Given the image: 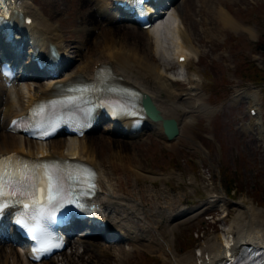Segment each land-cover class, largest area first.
<instances>
[{
  "label": "rangeland",
  "instance_id": "1",
  "mask_svg": "<svg viewBox=\"0 0 264 264\" xmlns=\"http://www.w3.org/2000/svg\"><path fill=\"white\" fill-rule=\"evenodd\" d=\"M207 1L182 0L174 10L182 17L192 40L188 67H179L177 62L175 53L182 46L177 43L179 41L167 44V52L162 57L155 53L149 35L139 34L138 30L134 33L136 41L142 43V49L164 68V75L176 81L184 94L190 89L188 79L192 77L193 85L201 94V102L210 112L208 115L193 114L175 149L152 131L133 142L131 147L136 150L138 162L147 168L148 175L156 178L153 181L136 179L138 185L180 196L182 204L179 208L202 206L197 214L178 221L175 236L162 227L163 235L172 240L171 246H175L180 255L194 253L200 256L199 248L211 239L226 241L234 219L240 214L245 216L243 204L251 202L264 209V85L259 87L249 81L255 77L256 66L264 67V55L258 50L264 45V0ZM78 2H31L36 13L48 16L61 29L67 52L76 59L74 69L80 62L78 54L85 52L82 49L77 52L79 38L85 35L81 28L82 12L92 11L90 6L87 11H81ZM222 9L230 14L236 28L224 25L218 18L217 13ZM55 12L60 14L57 21L51 16ZM139 35L143 37L140 40ZM96 39L100 41L99 37ZM98 53L95 48L91 55L98 56ZM245 87L256 89L259 119L249 115V100H232L236 89ZM257 122L261 124L260 128ZM94 137L116 140L107 132L94 134ZM94 244L105 250H130L129 262L123 264H173L169 253L165 252L163 256L148 252L144 247L134 251L128 240L120 244L104 241H94ZM72 253L89 258L83 248L76 245L58 256L56 263L62 264L61 258Z\"/></svg>",
  "mask_w": 264,
  "mask_h": 264
},
{
  "label": "bare ground",
  "instance_id": "2",
  "mask_svg": "<svg viewBox=\"0 0 264 264\" xmlns=\"http://www.w3.org/2000/svg\"><path fill=\"white\" fill-rule=\"evenodd\" d=\"M13 1H15L13 2L15 6L12 7H17L23 11L27 10L33 17L32 25L26 26L27 31L34 33L32 41H38L42 47H48L52 43L60 48L59 45L64 40L61 29L55 26V22L48 16L36 13L29 1ZM78 3L77 6L81 11L84 9L87 11L89 6L90 8L93 6L95 13L99 16L98 18H101V15H106L110 17L109 21H118L119 19L111 0H79ZM16 11L8 9L4 10V13L9 15ZM82 13L81 28L85 35L84 38L80 36L77 49L78 51L82 49L85 52L79 53L80 62L71 73L72 75L63 76L62 81L92 80L97 78L100 67L111 68L122 83L135 87L141 90L143 94L151 97L164 117L175 118L179 121L180 134L174 140L167 142L172 149H175L182 140L186 127L194 116L193 114L202 108L205 109L201 103L200 93L196 89L190 88L184 94L183 90L178 89L176 81L164 75V68L154 59H151L150 54L148 55L145 49H142V43L136 41L134 36L136 30L127 26L106 28L101 26V22L95 17L93 11ZM167 14L165 21L155 25L149 32L154 44V51L157 55L164 57L167 52V44L179 41L177 43H181L182 47H178L175 54L177 58L181 56L187 58L185 62L179 63V67H188L190 65V51L193 50L192 41L182 17L173 11H168ZM217 14L224 25L236 28L232 17L225 9L218 11ZM59 15L58 12L51 13L55 21L59 20ZM126 18L127 16L123 22ZM141 32L138 31L137 33L140 34ZM139 36V40L143 38L142 35ZM97 37L100 38V41L96 39ZM94 47L99 50L98 56L91 55ZM191 81L192 79H190ZM30 86L27 85L28 97L26 101L23 92L17 91L21 110H27L32 101L39 98L36 96L40 91L45 94L43 98L52 93L50 85H43L38 90L34 88L33 90ZM5 91L8 95L10 94V90H6L4 85L0 84L1 109L3 107L2 96H4ZM5 96L7 97V94ZM233 99H241L239 93L235 94ZM8 100L7 105H4L2 110L7 122L17 115L14 109L15 101L11 100V95ZM7 109L10 110L8 116L5 115ZM150 122L149 124L155 134L160 135L161 138L164 137L162 123ZM129 125L131 126V122ZM3 129L4 127L0 125V153L19 151L35 156H43L49 153L51 158L57 156L62 159H77L97 168L101 185V194L97 201H99L104 212L100 216L107 223L106 226H109L114 232L125 230L120 225L130 229L131 240L129 242L134 251H139L144 247L148 252H158L163 256L166 252L169 253L173 264H215L226 259V257H230L231 252L238 251L244 244L264 245V209L258 208L251 202L247 205L240 203L246 210L245 216L240 214L234 219L229 231L230 236L226 241L219 242L216 239H211L206 245L199 248L200 256L194 253L180 255L176 247L171 246L172 240L166 239L163 235L162 227H165L167 233L175 236L178 221H183L197 214L202 206L179 208L182 204L180 196H175L169 191H155L148 185H138L136 179L153 181L156 178L148 175L147 168L138 162V155L136 150L131 148V142L118 138L112 142L104 139V137L89 135L81 139L75 137L60 138L50 141L49 145L46 143V146L44 143L36 142L35 145L31 144L28 147L20 136L7 134ZM116 219L120 221L115 223ZM77 244L84 248L89 258L86 259L81 254L72 253L61 258L62 264H120L125 261L129 262L127 256L130 254V250L120 248L105 250L83 239L78 240L75 245ZM10 247L0 249V264H33L26 259L24 253L18 248ZM42 264L57 263L55 260H50Z\"/></svg>",
  "mask_w": 264,
  "mask_h": 264
},
{
  "label": "snow or ice",
  "instance_id": "3",
  "mask_svg": "<svg viewBox=\"0 0 264 264\" xmlns=\"http://www.w3.org/2000/svg\"><path fill=\"white\" fill-rule=\"evenodd\" d=\"M4 74L7 75V71ZM76 91L83 92L87 89ZM54 107L52 103L38 105L34 108L33 115H40ZM38 123L41 128L40 138L49 134V127H55L46 117ZM91 179V174L86 169L69 171L56 162L28 163L18 161L16 157L0 158V213L12 204L22 206L15 223L25 230L34 242L33 259L39 260L61 246L55 242L45 221L53 219L56 212L67 203L79 206L74 189L67 186L68 181L87 185L90 191L93 187ZM239 264L247 262L241 260Z\"/></svg>",
  "mask_w": 264,
  "mask_h": 264
},
{
  "label": "water",
  "instance_id": "4",
  "mask_svg": "<svg viewBox=\"0 0 264 264\" xmlns=\"http://www.w3.org/2000/svg\"><path fill=\"white\" fill-rule=\"evenodd\" d=\"M148 105L153 110L152 116L157 120H162L170 139H173L175 136L179 135L180 128L177 121L174 119H164L150 99H148Z\"/></svg>",
  "mask_w": 264,
  "mask_h": 264
},
{
  "label": "trees",
  "instance_id": "5",
  "mask_svg": "<svg viewBox=\"0 0 264 264\" xmlns=\"http://www.w3.org/2000/svg\"><path fill=\"white\" fill-rule=\"evenodd\" d=\"M258 48L264 52V45H261ZM262 73L263 72H258L256 70V72L254 73V76L255 77H253L252 80H255V81L259 82V83H263V81H264V75H262Z\"/></svg>",
  "mask_w": 264,
  "mask_h": 264
}]
</instances>
